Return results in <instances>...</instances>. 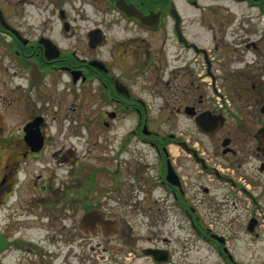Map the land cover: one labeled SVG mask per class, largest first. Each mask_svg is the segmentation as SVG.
<instances>
[{
  "label": "flooded vegetation",
  "instance_id": "obj_1",
  "mask_svg": "<svg viewBox=\"0 0 264 264\" xmlns=\"http://www.w3.org/2000/svg\"><path fill=\"white\" fill-rule=\"evenodd\" d=\"M41 87L56 94L53 105L32 102ZM157 103L165 117L150 114ZM34 118L42 120L41 148L25 137ZM4 129L16 133L0 132V264H12L14 255L51 264V253L52 263L62 262L60 245L53 256L62 235L41 229L64 228L82 210L85 237L86 209L110 203L117 211L106 217L115 231L96 224L89 233L103 239L77 264H191L198 256L184 260L179 227L196 226L199 204L209 202L188 193L204 190L211 206L219 186L233 200H264V0H0ZM72 136L96 146L101 170L122 162L104 192L84 191L71 171L20 170ZM58 147L53 156L69 158ZM141 148L147 154L135 151ZM211 229L204 237L221 252L213 231L229 236ZM69 259L65 254L63 264Z\"/></svg>",
  "mask_w": 264,
  "mask_h": 264
},
{
  "label": "rangeland",
  "instance_id": "obj_2",
  "mask_svg": "<svg viewBox=\"0 0 264 264\" xmlns=\"http://www.w3.org/2000/svg\"><path fill=\"white\" fill-rule=\"evenodd\" d=\"M48 79L49 77L46 78V81ZM39 90H40V94L36 93L39 97L31 93L32 102L34 104H41L44 102H48L47 106L53 105L51 104L50 101L56 99V94L53 93V98H50L47 95L48 90L46 89V87H41L39 88ZM174 103L175 100L170 102V104L172 105H174ZM160 108L161 106L159 105V103H157L155 108L151 107L150 114H153V116H159L160 113L161 115L162 114L164 115L162 117H165L168 114V112L166 111L164 113L163 110ZM6 118H10L9 113L6 115ZM164 127H166L172 132L177 131L176 128L177 126L175 122L172 120L171 121L166 120L164 123ZM178 129L183 131L181 126L178 127ZM15 131L10 129H4L0 132H1V136L8 137L9 135H14ZM83 131L86 132L85 129H83ZM119 132L121 133V130H119ZM64 142L65 143L59 141V143H56L55 145L49 147L47 156L42 160L31 163L25 162L22 163L21 166L23 165L25 171H28L30 174L41 173L42 171H44V169L48 168L50 175L53 174L60 175L59 173L56 172L57 169L67 170L68 168L72 167L74 174L76 173L81 174L85 178V182L83 185L84 191L93 192L94 190H102L104 192V190L110 188L111 186L110 181L112 180L111 176L101 175V177H99V182H97L96 184L91 186L87 184L91 171L97 169L99 166L102 165V162L99 161L100 153L97 152V148L94 146H92V148H89V144L85 141L76 142L75 146L77 147L74 146L72 141L66 142L65 139ZM1 144L2 143L0 142V145ZM58 145H59L58 148L62 147L61 151H64V149L65 150L71 149L74 153H78V161L73 160L74 158L73 154H71V156L73 155V157H70V161H62V159L58 158V156L56 155L53 156V150L55 149V146ZM99 145L102 146L104 144H99ZM135 151L147 154L144 148L136 149ZM102 158H105V156L103 155ZM104 164L109 165L111 164V162ZM145 169H147V167H145ZM203 181L208 183L207 180H203ZM219 187L220 188H218L215 193L218 195V198L215 200L214 203L212 201V206L210 204L211 194L206 193L204 190L199 191V194H197L196 191L188 193L193 202H199V200H202V198L205 199V203L209 202V204L204 205L203 207L202 204H199L200 213H202L201 216L203 217V219L198 221L199 223L196 227L200 233H198V231L195 230L193 227L188 228L187 226L179 224L180 225L179 229L182 230L181 232L182 240L184 242H187L188 249H190L194 255L198 256L196 260L191 264H224L221 260V256L215 252L217 248L218 249L217 252L222 253V255L224 256L223 252L222 251L220 252L217 244L216 245L209 244V248H210L209 249L203 246L202 243L198 244V241L195 240L196 236H193V235L199 236L201 234L204 236L203 231L206 230L205 227L207 226L208 227L211 226L213 230H218L219 228L221 231H224L228 234L232 250L235 253L234 254L235 259L239 258L240 260L246 262V264H264V201L261 198H258L260 201H262V206L258 208L259 214L257 212L255 213L256 215L258 214L261 220V224L258 229L259 232L261 231V236L259 237V235L257 236L255 233L251 234L246 229V226H244V224L247 223V220L249 219L251 212H254L253 208H250L249 204L242 198H238L236 200L230 198L228 193L229 192L228 187L225 186H219ZM234 201H235V205L233 204ZM227 204H229L230 206H227ZM224 206L227 209H230L231 214L229 213L223 215ZM104 211L106 212V214L113 216V213L116 212L117 209L110 203L108 209ZM82 213H83L82 210L79 211V213L78 211L73 212L70 218L65 222L66 227L64 228L58 225L53 226L50 224V226H47L46 228L43 227V229H41L43 230L45 235L52 234L53 231H55V233H58V235L59 234L62 235L61 238L55 240L54 242L55 245L53 247V250L55 251V254L53 256H56L57 246L58 245L61 246L62 255L60 258L62 259V262L58 261L57 260L58 257H56L52 263V253H51L50 255L51 264H63V256L65 254H68L70 256L69 259L71 261L70 264H77V260L82 254H85L87 256V259H89V257L93 252L91 246L96 245L97 243H99V240L103 239V237L94 236L89 232L85 234V237L82 236V233L79 234L78 221ZM217 221H220L222 224L218 223ZM140 232L141 233L145 232L144 226L140 227ZM119 238L120 236H117V238L109 239L107 242L113 243L115 240L117 241ZM105 244L108 246L106 242ZM108 248H110V246H108ZM183 257L184 260L188 259L184 253H183ZM29 259L30 256L27 255H23L21 259L18 256L14 255L12 264H29L28 262ZM38 261H42V260L38 258ZM38 261H35L32 264H35Z\"/></svg>",
  "mask_w": 264,
  "mask_h": 264
},
{
  "label": "bare ground",
  "instance_id": "obj_3",
  "mask_svg": "<svg viewBox=\"0 0 264 264\" xmlns=\"http://www.w3.org/2000/svg\"><path fill=\"white\" fill-rule=\"evenodd\" d=\"M186 255V254H185Z\"/></svg>",
  "mask_w": 264,
  "mask_h": 264
}]
</instances>
